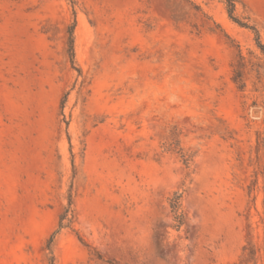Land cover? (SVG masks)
<instances>
[{"label": "rangeland", "instance_id": "obj_1", "mask_svg": "<svg viewBox=\"0 0 264 264\" xmlns=\"http://www.w3.org/2000/svg\"><path fill=\"white\" fill-rule=\"evenodd\" d=\"M233 5L0 0V264H264V0Z\"/></svg>", "mask_w": 264, "mask_h": 264}, {"label": "trees", "instance_id": "obj_2", "mask_svg": "<svg viewBox=\"0 0 264 264\" xmlns=\"http://www.w3.org/2000/svg\"><path fill=\"white\" fill-rule=\"evenodd\" d=\"M227 2V5H228V11H229V17L231 19L234 20L233 16H232V12H233V9H234V5H233V0H226ZM236 21V20H234ZM245 27H249L251 29H253L255 32V28H253L252 26H248L247 24H241ZM69 35H70V40H69V44H70V53L72 52V46H71V43H72V40H71V31L69 32ZM257 43L259 45V47L262 49L263 53H264V48L263 46L260 44L259 40H257ZM183 161L185 164L188 163V158L184 157L183 158ZM180 194L175 192L173 194V196L170 198L169 200V207H170V211L173 215V220L176 222V226H179L181 223H182V213L180 212ZM66 217V215L64 214V216H61L60 217V220L64 219ZM60 227L62 226L61 224L59 225Z\"/></svg>", "mask_w": 264, "mask_h": 264}]
</instances>
